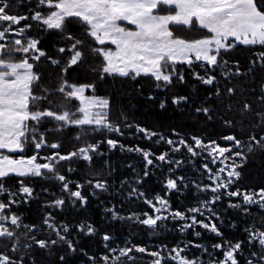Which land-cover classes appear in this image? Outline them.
Instances as JSON below:
<instances>
[{
  "label": "snow or ice",
  "instance_id": "obj_1",
  "mask_svg": "<svg viewBox=\"0 0 264 264\" xmlns=\"http://www.w3.org/2000/svg\"><path fill=\"white\" fill-rule=\"evenodd\" d=\"M14 2L0 0V264H264V50L247 67L230 58L241 45L264 49V0H26L13 11ZM41 65L54 70L49 80ZM109 78L152 81L150 121L130 110L135 96L98 94ZM72 126L81 143L60 151L55 134ZM105 144L139 154L143 167L129 161L121 178L109 159L86 194L68 174L73 163L102 160ZM257 159L260 179L246 182ZM157 168H167V194L146 187ZM35 179L51 184L29 220L21 208L39 196ZM92 198L101 222L80 215ZM139 203L146 208L133 210ZM108 221L147 231L153 243L122 239ZM164 231L172 241L155 243Z\"/></svg>",
  "mask_w": 264,
  "mask_h": 264
},
{
  "label": "trees",
  "instance_id": "obj_2",
  "mask_svg": "<svg viewBox=\"0 0 264 264\" xmlns=\"http://www.w3.org/2000/svg\"><path fill=\"white\" fill-rule=\"evenodd\" d=\"M26 0H15L13 4L12 10L15 11V4L16 3H25ZM74 31H79V29H74ZM178 33L181 35H184L186 38H198V34L196 32H188L183 29H179ZM54 39V36H47V38L44 40V45L49 46L50 42ZM264 50L260 49L258 47L253 46H239L234 51L231 52L230 58L238 59L242 62V64L247 67L252 59L255 58V54L257 51ZM43 71L45 72V80H49V73L53 72L54 70L47 65H41L40 66ZM187 68V66H185ZM40 70V69H38ZM189 75L191 74L192 69H187ZM262 70L257 68V74L256 79L259 80L260 78V72ZM76 76V72L72 71L68 73V78L72 80ZM92 79L91 76H84L82 75L80 77L79 82H88ZM245 80H251V77H246ZM243 81H238V83ZM143 85V89H140L138 86ZM149 87H152L155 89V85L152 83L151 80L145 79V78H137V81L135 84H133L131 81L124 80L121 81L120 79L113 80L112 78H109L107 81L104 82L100 86V90L98 94H107L105 92V89H107L109 92H115L116 99H119L120 95L123 94L126 97H132L135 96L136 99L131 101L132 107L131 111H134L135 114L139 117L146 118V122L151 120V111L154 108V105L151 101L146 100V93L147 89ZM190 87V86H189ZM175 91V89H172ZM160 96L164 95L163 90H157ZM183 91V89H182ZM143 93V94H141ZM87 94H91V90L87 91ZM51 99V97H50ZM78 105V102H76ZM129 103L128 99H125L124 104L127 105ZM115 118V117H114ZM49 127L51 125H48ZM195 130V129H193ZM78 131V128L76 126H72L69 129H65L63 132L56 133L55 138L62 140V146L60 151H70L74 146H79L81 141L75 140V134ZM208 131L212 132L213 136H215L217 133L221 132L222 129L220 128V125L218 123L212 124L208 126ZM100 137L97 136V139ZM115 138L120 139L122 142L126 144H137L140 143L143 146H148L150 144H153V142L150 141H142L139 139V137H133L131 135H125V136H119L118 134L115 135ZM53 139L52 136H49V142ZM87 139V138H86ZM47 151V149H45ZM32 150L30 149L27 154H31ZM103 159L97 158L95 160V163L89 164L87 161H83L80 163H73V169L74 171L72 173H69V178L71 180H82L85 182V188L84 191L86 194H90V190L87 187L86 181L90 178L91 173L95 169H99L100 166L105 162L111 159L113 167L117 168L119 170V173H121V178H123V175H128L131 172V169L126 168L125 166L129 161H132L134 164H136L137 168L143 167L142 160L143 158L137 154V153H129V152H122L119 147L115 150H109L107 145H104L103 148ZM99 154H97V157ZM259 159H257L255 164H250L248 169H245V171H251L252 176L246 180V182H254L258 181L260 179V170H259ZM65 172L67 171V165L64 166ZM105 171L107 169L105 168ZM190 174V173H189ZM167 176V168H164L163 170L157 168L150 179L147 180L146 187L149 188L153 193L161 192V194H167V189L164 187L163 180ZM34 183L36 192L39 194L38 198L34 199L30 204L24 205L21 210L24 211L25 215L29 220H37L39 218V215L41 211L43 210V202L45 199V194L42 193V188L45 186H48L51 184V181L46 179H35L34 181H30ZM163 190V191H162ZM52 191L59 194V188L53 186ZM171 202L174 205H179L182 203V198L178 193H173L171 195ZM118 207H120L118 203ZM123 208L125 210H128L130 208V205L126 202L123 205ZM146 206L143 203H139L138 206L133 208V210L140 211L142 209H145ZM74 215V213L72 214ZM81 216L89 215L92 216L94 220L97 222H101L103 220V206L97 203L95 198H92L88 207L86 208L85 212L80 213ZM67 218V217H66ZM109 226H112L116 233L121 236L122 239H126L127 235L130 234L133 236L136 240H142L146 244L151 245L153 243V240L150 239L149 233L144 230H137L136 227H132L128 224H121V222H116L113 224L112 221H108ZM227 235H234L236 234V229H226ZM175 236V233L172 232L169 234V232L164 231L159 234V240L155 241V243H159L160 241H167L171 242L173 237ZM213 234L211 233H205L204 240L207 242L212 238ZM5 243H10V241H6ZM95 247V245H94ZM102 247V245H101ZM0 250H3V244H0ZM140 264H148L147 259H142Z\"/></svg>",
  "mask_w": 264,
  "mask_h": 264
},
{
  "label": "rangeland",
  "instance_id": "obj_3",
  "mask_svg": "<svg viewBox=\"0 0 264 264\" xmlns=\"http://www.w3.org/2000/svg\"><path fill=\"white\" fill-rule=\"evenodd\" d=\"M88 91V90H87ZM86 94H87V92H86Z\"/></svg>",
  "mask_w": 264,
  "mask_h": 264
}]
</instances>
